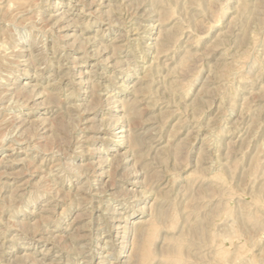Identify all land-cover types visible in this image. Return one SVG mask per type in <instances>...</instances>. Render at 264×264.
Masks as SVG:
<instances>
[{
  "label": "rangeland",
  "instance_id": "rangeland-1",
  "mask_svg": "<svg viewBox=\"0 0 264 264\" xmlns=\"http://www.w3.org/2000/svg\"><path fill=\"white\" fill-rule=\"evenodd\" d=\"M263 139L264 0H0V264H264Z\"/></svg>",
  "mask_w": 264,
  "mask_h": 264
},
{
  "label": "bare ground",
  "instance_id": "bare-ground-1",
  "mask_svg": "<svg viewBox=\"0 0 264 264\" xmlns=\"http://www.w3.org/2000/svg\"><path fill=\"white\" fill-rule=\"evenodd\" d=\"M246 1H247V0H246ZM251 1H252V0H251ZM262 1H263V0H262ZM253 2H254V1H253ZM254 3H255V2H254ZM245 4H246V6H247V3H245ZM245 4H244V5H245ZM260 6H261V5H260ZM253 8H254V7H253ZM256 8H257V6H256ZM256 8H255V9H256ZM253 11H254V10H253ZM251 13H252V11H251ZM252 14H253V13H252ZM259 14H260V13H259ZM250 16H251V15H250ZM252 16H253V15H252ZM253 18H254V17H253ZM253 18H252V19H253ZM262 22H263V21H262ZM251 24H252V23H251ZM248 25H249V23H248ZM248 25H247V26H248ZM132 26H133V25H132ZM247 26H246V27H247ZM249 28H250V27H249ZM150 42H151V40H150ZM242 43H243V41H242ZM3 45H4V44H3ZM134 46H135V45H134ZM161 47H162V46H161ZM102 48H104V47L102 46ZM5 49H6V48H5ZM253 49H254V48H253ZM112 50H113V49H112ZM7 51H8V50H7ZM103 51H104V49H103ZM140 52H141V51H140ZM254 54H255V53H254ZM251 60H252V59H251ZM150 61H151V60H150ZM251 63H252V62H251ZM256 64H257V63H256ZM256 64H255V65H256ZM252 66H253V65H252ZM127 68H128V67H127ZM252 68H254V67H252ZM117 69H118V68H117ZM146 69H147V68H146ZM145 73H146V72H145ZM234 76H235V75H234ZM234 76H233V77H234ZM57 92H58V91H57ZM85 102H86V101H85ZM88 102H89V101H88ZM120 104H121V103H120ZM118 121H119V120H118ZM113 124H114V123H113ZM120 130H121V129H120ZM119 133H120V132H119ZM119 136H120V135H119ZM209 139H210V138H209ZM263 140H264V139H263ZM208 141H209V140H208ZM116 142H117V141H116ZM216 145H217V144H216ZM209 146H210V145H209ZM11 151H12V150H11ZM177 151H178V150H177ZM255 151H256V150H255ZM255 151H254V152H255ZM215 152H216V151H215ZM14 153H15V152H14ZM127 155H128V154H127ZM215 160H216V159H215ZM217 162H218V161H217ZM256 162H257V161H256ZM216 164H217V163H216ZM212 165H213V164H212ZM207 166H208V165H207ZM217 166H218V165H217ZM254 166H255V165H254ZM212 167H213V166H212ZM217 169H218V168H217ZM52 170H53V169H52ZM58 173H59V172H58ZM65 174H66V173H65ZM39 178H40V177H39ZM207 181H208V180H207ZM10 183H11V182H10ZM32 186H33V185H32ZM28 194H29V192H28ZM14 199H15V198H14ZM124 217H125V216H124ZM159 218H160V217H159ZM120 229H121V228H120ZM116 230H117V229H116ZM126 233H127V232H126ZM137 235H138V234H137ZM141 235H142V234H141ZM74 243H75V242H74ZM148 253H149V252H148ZM128 263H129V262H128Z\"/></svg>",
  "mask_w": 264,
  "mask_h": 264
}]
</instances>
